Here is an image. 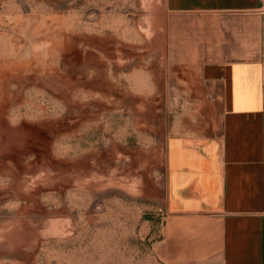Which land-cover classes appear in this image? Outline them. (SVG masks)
<instances>
[{"label":"rangeland","instance_id":"374dc122","mask_svg":"<svg viewBox=\"0 0 264 264\" xmlns=\"http://www.w3.org/2000/svg\"><path fill=\"white\" fill-rule=\"evenodd\" d=\"M200 18L0 0V264H165L166 122L212 57Z\"/></svg>","mask_w":264,"mask_h":264},{"label":"crops","instance_id":"0c3cea01","mask_svg":"<svg viewBox=\"0 0 264 264\" xmlns=\"http://www.w3.org/2000/svg\"><path fill=\"white\" fill-rule=\"evenodd\" d=\"M166 2L212 57L168 111L160 259L264 264V0Z\"/></svg>","mask_w":264,"mask_h":264}]
</instances>
